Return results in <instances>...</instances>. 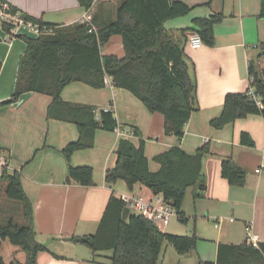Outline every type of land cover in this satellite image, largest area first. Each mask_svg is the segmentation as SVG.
<instances>
[{"label":"crops","instance_id":"1","mask_svg":"<svg viewBox=\"0 0 264 264\" xmlns=\"http://www.w3.org/2000/svg\"><path fill=\"white\" fill-rule=\"evenodd\" d=\"M6 1L16 6L20 14L68 27L89 24L97 12L102 17L115 18L122 2L95 0L91 9L86 10L78 0ZM181 1L194 8L188 14L166 22V28L179 36L181 28L193 26L195 17L218 12L224 16L215 25L214 45L203 43L194 48L189 44L194 32H186L185 53L196 68L200 108L192 113L181 138L166 134L164 115L150 111L130 90L114 85L108 75L110 84L101 88L82 81L69 83L62 91V98L98 109L110 107L120 125L137 128L140 135L135 133L125 137L136 145L142 138L145 140V154L153 172L160 169L155 156L172 146L178 145L193 154L203 144L210 143V153L205 156L203 166L207 184L204 195L194 198L192 188L183 205L185 225L177 216L178 221L173 225L170 220L160 229L172 234L197 236L195 247L179 253L177 264H224L218 260L220 245L244 243L247 223L253 225L259 242L264 243V115L249 114L221 129L210 124L222 113L228 92L248 88L251 63L259 65V54L264 47V0ZM21 35L40 36L27 26H19L9 33L0 21V149L8 158V172H21L24 190L34 206L37 240L44 245L53 238L47 245L48 250L38 254V264H109L104 257L95 256L89 243L76 242L73 238L96 233L112 194L120 197L132 192L154 198L161 193H155L141 183L130 189L122 179L107 183L106 173L117 161V147L122 136L115 130L102 128L96 131L94 146L74 151L70 161L74 166H91L94 184L67 183L70 162L63 154V148L79 139L77 126L49 117L53 98L47 94L28 91L10 104L3 103L14 94L20 58L27 50V42ZM101 52L103 56H123L122 37L114 35L101 45ZM243 132L253 139V145L242 141ZM227 157H232L247 171L244 186L231 185L223 177L221 163ZM189 218L196 220L193 231L187 226ZM210 221L220 225L214 224L213 228ZM17 247L10 259L3 256L1 248L6 263L26 260L25 251ZM160 260L159 264H170Z\"/></svg>","mask_w":264,"mask_h":264},{"label":"trees","instance_id":"2","mask_svg":"<svg viewBox=\"0 0 264 264\" xmlns=\"http://www.w3.org/2000/svg\"><path fill=\"white\" fill-rule=\"evenodd\" d=\"M78 1L86 10L95 2ZM3 3L8 2L0 0V6ZM9 7L12 12H19L16 6L9 4ZM193 8L181 0H122L115 18L106 19L97 12L92 16V24L70 27L21 14L26 20L55 27V32L36 38L21 35L27 42V50L20 58L14 94L3 103L10 104L28 91L50 95L53 99L49 117L73 122L80 133L79 139L63 148L70 162L74 151L94 146L97 129L113 131L118 126L125 127L118 123L113 109L70 103L62 98V91L69 83L82 81L101 88L106 85L105 76L108 75L114 85L130 90L150 111L164 115L166 134L181 138L192 113L200 108L196 68L185 53L186 32L192 30L199 34L204 44L214 45L215 25L224 17L220 12L195 17L193 26L179 30L180 36L166 28L168 20L184 16ZM93 25L96 28L90 31ZM2 26L11 33L12 24L2 22ZM114 35L122 37L124 55L103 56L101 45ZM262 49L259 65H250L253 80L248 88L226 94L222 113L210 121L213 127L221 129L249 114L264 115V47ZM1 66L0 61V70ZM250 86L261 97L263 107L248 94ZM135 132L140 135L137 128ZM242 141L254 144L247 132L242 133ZM209 153L210 143L203 144L193 154L178 145L172 146L155 156L160 169L153 172L145 154V140L142 138L136 145L122 136L117 147V161L107 170L106 180L112 184L122 179L130 189L137 183L150 187L155 193L163 194L165 201L175 208L178 218L185 221L183 205L188 192L193 188L194 198L204 195L207 184L203 166ZM221 173L231 185L246 184L247 171L232 157L222 159ZM67 183L93 185V168L74 166L70 162ZM0 184V195L4 189L7 198L19 202L23 218L22 223L12 218L0 223V264H8L1 255L6 239L26 253L24 262L10 264H38V254L48 248L36 238L34 206L24 190L21 172L5 170ZM93 238L91 248L95 256L104 257L109 264H159L166 243L172 244L179 253H186L197 241L196 235L162 231L149 218L128 210L123 199L115 194L110 196ZM218 260L224 264H264V243L258 247L247 240L239 245L221 244Z\"/></svg>","mask_w":264,"mask_h":264},{"label":"built area","instance_id":"3","mask_svg":"<svg viewBox=\"0 0 264 264\" xmlns=\"http://www.w3.org/2000/svg\"><path fill=\"white\" fill-rule=\"evenodd\" d=\"M0 21L12 24V29H17L19 26H27L39 35L43 33L52 34L55 32V27L53 26L42 25L31 20H26L19 12H12L8 3H3L0 6ZM89 24H92V22ZM93 29L94 27H92L90 31ZM189 44L192 47L197 48L202 46L203 42L199 34L193 33L190 37ZM250 80H253V78L251 77ZM105 83L110 84V80L107 75L105 76ZM248 94L257 102L260 107H263L261 97L255 93L253 86L249 87ZM109 109L111 108H105V110ZM115 131L121 136L129 134L134 135L136 133L132 127L126 126H118L115 128ZM8 167V158L0 149V176L5 170L8 169ZM258 171H260V169H258ZM120 197L125 202L126 208L128 210L144 215L145 217L152 220L159 228L167 226L170 223L171 218L174 215H177L175 208L165 201L163 194L157 195L154 198H146L142 195L128 192L123 193ZM215 225L218 226L220 223L217 222ZM246 230L248 243L258 247L260 242L258 240L257 234L253 230V225L251 223H247Z\"/></svg>","mask_w":264,"mask_h":264},{"label":"rangeland","instance_id":"4","mask_svg":"<svg viewBox=\"0 0 264 264\" xmlns=\"http://www.w3.org/2000/svg\"><path fill=\"white\" fill-rule=\"evenodd\" d=\"M1 186V184H0ZM13 219L14 221L18 223L23 222L22 218V209L20 206V203L17 201H13L5 195L4 189L0 195V223H7L10 219ZM175 221H178L177 215H174L171 219V225L175 223ZM181 224L185 225L186 222L179 221ZM200 222V221H199ZM194 223H196V220L189 218L187 221V226L189 230H194ZM201 223V222H200ZM217 223V222H216ZM210 224L213 228L214 221H210ZM192 234V232H189ZM185 234V233H184ZM182 234V235H184ZM53 246V245H52ZM88 246V245H85ZM18 248L16 245L12 244L9 239L4 240V243L2 245V254L5 258L10 259V255L13 254V251ZM88 250V247H83ZM165 252H163L161 259L164 263L169 262L170 264H177L178 262V256L179 252L177 249L170 243H166L164 245ZM24 254V253H23ZM182 254V253H181ZM161 261V260H160Z\"/></svg>","mask_w":264,"mask_h":264},{"label":"water","instance_id":"5","mask_svg":"<svg viewBox=\"0 0 264 264\" xmlns=\"http://www.w3.org/2000/svg\"><path fill=\"white\" fill-rule=\"evenodd\" d=\"M52 240L53 238H50L49 240L45 241L44 246H47ZM73 240H75L76 242L89 243L90 245L94 243L93 236H78V237L73 238Z\"/></svg>","mask_w":264,"mask_h":264}]
</instances>
